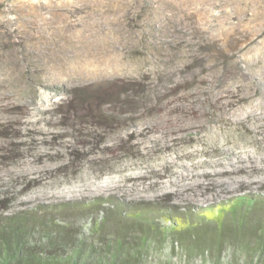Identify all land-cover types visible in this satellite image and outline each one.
I'll return each mask as SVG.
<instances>
[{"label": "rangeland", "instance_id": "obj_1", "mask_svg": "<svg viewBox=\"0 0 264 264\" xmlns=\"http://www.w3.org/2000/svg\"><path fill=\"white\" fill-rule=\"evenodd\" d=\"M263 194L264 0H0V224ZM153 244L140 264H252L229 241Z\"/></svg>", "mask_w": 264, "mask_h": 264}, {"label": "trees", "instance_id": "obj_2", "mask_svg": "<svg viewBox=\"0 0 264 264\" xmlns=\"http://www.w3.org/2000/svg\"><path fill=\"white\" fill-rule=\"evenodd\" d=\"M105 205L110 208H101ZM96 208L105 215L83 223ZM87 235L106 239L112 264H140V254L153 243L173 251L180 245L220 251L228 241L239 244L252 264H264V194L184 211L113 199L25 210L2 218L0 264H100V251Z\"/></svg>", "mask_w": 264, "mask_h": 264}]
</instances>
